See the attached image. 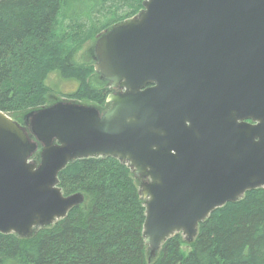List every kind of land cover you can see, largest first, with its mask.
<instances>
[{"label":"water","instance_id":"1","mask_svg":"<svg viewBox=\"0 0 264 264\" xmlns=\"http://www.w3.org/2000/svg\"><path fill=\"white\" fill-rule=\"evenodd\" d=\"M94 53L118 90L104 109L41 106L25 114L31 134L0 110V233L28 237L82 203L58 186L79 158L129 164L149 255L177 232L193 240L216 208L264 187V0H145L96 37Z\"/></svg>","mask_w":264,"mask_h":264},{"label":"trees","instance_id":"2","mask_svg":"<svg viewBox=\"0 0 264 264\" xmlns=\"http://www.w3.org/2000/svg\"><path fill=\"white\" fill-rule=\"evenodd\" d=\"M144 1L75 0L85 8L67 11L72 0H0V110L24 124L26 112L46 103V78L56 71L77 82L66 96L104 106L111 89L92 64L73 56L137 15ZM94 75L100 87L90 83ZM58 181L63 194L80 192L84 201L28 237L0 233V264H264V187L216 208L193 240L177 232L150 257L144 199L128 163L74 159Z\"/></svg>","mask_w":264,"mask_h":264},{"label":"rangeland","instance_id":"3","mask_svg":"<svg viewBox=\"0 0 264 264\" xmlns=\"http://www.w3.org/2000/svg\"><path fill=\"white\" fill-rule=\"evenodd\" d=\"M75 8L77 9L85 8V4L76 3L75 0H72V2H70V5L67 6V11H70L71 9H75ZM95 40H96V37L93 40L88 41L80 49H78L77 52L73 56V61H75L77 64H84L86 62H89L90 64L94 66V63L96 62L95 53H94ZM95 76L96 75L90 78L91 79L90 83H92V85L96 87H100V84L97 82L98 79ZM46 83L49 85V90L45 95L46 103L42 106H47L49 104H52L60 100L76 102L74 98H70L69 96L65 95L74 90V88L76 87V86L74 87V84H77L76 81L72 83V81L65 78V76H63L61 73L56 71V72H52L49 74V76L46 78ZM90 102H92V104H96L93 101H90ZM90 102L88 100H85V103H90ZM97 107L99 108V105ZM11 118H13V116ZM32 162L38 163L39 158H37L36 160H32ZM157 252L158 250L154 254L150 255V257H155Z\"/></svg>","mask_w":264,"mask_h":264},{"label":"flooded vegetation","instance_id":"4","mask_svg":"<svg viewBox=\"0 0 264 264\" xmlns=\"http://www.w3.org/2000/svg\"><path fill=\"white\" fill-rule=\"evenodd\" d=\"M142 9H143V8H142ZM142 9H140V11H141ZM140 11H139V12H140ZM139 12H138V13H139ZM72 83H73V82H72ZM75 86L77 87V84H74V87H75ZM76 87L74 88V90L76 89ZM107 87H109V86L107 85ZM116 90H117V89H114L113 91H116ZM117 91H118V90H117ZM70 98H72V97H70ZM74 100H76V102L85 103V101H82V100H77V99H74ZM87 104H90V103H87ZM104 105H105V104H104ZM97 106H98V105H97ZM103 107H104V106H99V109L102 110ZM26 124L28 125V124H29V121H28V118H26V116H25V118H24V124H22L23 127H25ZM33 139H34L33 141H35V138H33ZM40 147H41V144L37 142V149H36V151H35V153H34L33 156L36 155L37 158L39 157ZM32 160H36L35 157H33Z\"/></svg>","mask_w":264,"mask_h":264}]
</instances>
